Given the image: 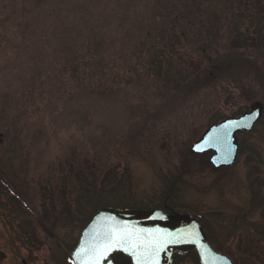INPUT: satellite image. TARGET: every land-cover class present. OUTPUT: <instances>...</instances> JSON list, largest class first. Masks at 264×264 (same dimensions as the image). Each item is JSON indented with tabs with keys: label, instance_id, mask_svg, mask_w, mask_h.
Listing matches in <instances>:
<instances>
[{
	"label": "rangeland",
	"instance_id": "374dc122",
	"mask_svg": "<svg viewBox=\"0 0 264 264\" xmlns=\"http://www.w3.org/2000/svg\"><path fill=\"white\" fill-rule=\"evenodd\" d=\"M224 3L0 0L1 264H72L82 228L107 207L190 214L234 264H264V49L214 45L211 13ZM177 15L194 22L166 79L138 56L172 36ZM256 103L262 116L237 133L231 166L191 151ZM192 253L177 264H196Z\"/></svg>",
	"mask_w": 264,
	"mask_h": 264
},
{
	"label": "water",
	"instance_id": "95a60500",
	"mask_svg": "<svg viewBox=\"0 0 264 264\" xmlns=\"http://www.w3.org/2000/svg\"><path fill=\"white\" fill-rule=\"evenodd\" d=\"M262 113V104L256 103L238 117L230 116L218 124L209 126L202 137L193 143L192 152L202 154L213 151L210 161L216 169L231 166L239 150L237 133L250 131L261 118ZM212 137H219V139L213 145H209L208 141ZM125 225L129 230L135 231L143 241H149L151 239L149 233L157 231L161 234H170L165 237L166 239H177L176 234H188V238L165 244L151 259L141 257L143 247L138 250L130 243L124 245L113 243L107 251H103L97 257L98 264H172L176 252L188 251L197 252L201 264H233L230 257L212 247L201 223L190 214L168 213L161 208L141 211L112 207L101 209L83 229L72 255L76 264H81L77 253L84 246L91 245L97 233H103L108 226L123 227ZM96 242L104 243L103 239H97ZM4 258L5 254L0 251V262Z\"/></svg>",
	"mask_w": 264,
	"mask_h": 264
},
{
	"label": "trees",
	"instance_id": "16d2710c",
	"mask_svg": "<svg viewBox=\"0 0 264 264\" xmlns=\"http://www.w3.org/2000/svg\"><path fill=\"white\" fill-rule=\"evenodd\" d=\"M224 4L225 7L224 5L221 7L217 6L211 13L213 16L212 23L217 24L214 27L215 29L213 32L216 33L214 36V45L217 46L221 43V46L226 48L229 52L252 48L264 49V0H225ZM183 18V16L177 15L174 21L170 22V24L173 22L175 23L167 29L170 34L172 33V36H170V38L166 41H164L165 39L163 40V38L157 37L155 38L156 41L146 44L144 43L148 53L145 54V50L142 48L140 51L142 52L141 56H138V58L139 61L142 60L144 66L148 68V73L156 69L155 72L157 71V76H163L166 79L173 77L169 70H163V66L166 64L172 65L173 58L171 57L172 55L170 51L177 49L180 45L182 47V45H184L182 43L184 39H189V35H191L189 30L192 28L191 24L194 20L188 16H186V19ZM200 18L201 19L199 21H195L197 24H202L204 22V18ZM221 29H226L228 32L223 33ZM203 35L205 34H202V36ZM197 37L202 38L199 34ZM158 46H160L161 49H157ZM154 49H157V52L159 53H157L156 60L154 58H149V54L152 53ZM203 50L204 52H202ZM207 52L209 53V47H203L198 54L192 53L194 57H200V60H195L191 55H189L188 57L191 56V59H194L191 60L190 63L195 66L202 65V63L205 62ZM151 64L152 66H150ZM192 68L193 67H186L185 73L183 74L184 79L182 78L183 81L190 78L195 72ZM173 186L175 187V185ZM260 200H262V198ZM183 256H185V254L176 253L175 263H179ZM191 257L196 264H200L199 257L196 252L192 253Z\"/></svg>",
	"mask_w": 264,
	"mask_h": 264
},
{
	"label": "snow or ice",
	"instance_id": "6c2138e0",
	"mask_svg": "<svg viewBox=\"0 0 264 264\" xmlns=\"http://www.w3.org/2000/svg\"><path fill=\"white\" fill-rule=\"evenodd\" d=\"M218 139L219 137L210 138L208 141L209 145H213ZM149 236L151 237L149 241H143L135 231L129 230L126 225L123 227L108 226L103 233H97L93 238V243L84 246L77 255L80 257L81 264H98L97 257L103 251H107L113 243L118 245L130 243L138 250L143 247L141 257L151 259L165 244L179 242V240L188 238V234H176L177 239H166L165 237L170 236V234H161L158 231L154 233L150 232ZM97 239H103L104 243H97Z\"/></svg>",
	"mask_w": 264,
	"mask_h": 264
}]
</instances>
